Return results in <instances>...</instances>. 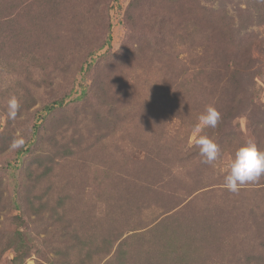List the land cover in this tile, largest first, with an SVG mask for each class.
<instances>
[{"label":"rangeland","instance_id":"374dc122","mask_svg":"<svg viewBox=\"0 0 264 264\" xmlns=\"http://www.w3.org/2000/svg\"><path fill=\"white\" fill-rule=\"evenodd\" d=\"M61 1L0 0L7 23L28 4L0 28V133L4 106L34 97L0 153V264H264V176L235 193L223 182L240 145L264 150V0ZM64 9L82 14L74 35ZM51 88L75 126L49 152L31 127ZM209 105L221 120L197 130ZM201 135L220 148L212 165ZM46 198L81 214L86 238L24 203Z\"/></svg>","mask_w":264,"mask_h":264},{"label":"trees","instance_id":"16d2710c","mask_svg":"<svg viewBox=\"0 0 264 264\" xmlns=\"http://www.w3.org/2000/svg\"><path fill=\"white\" fill-rule=\"evenodd\" d=\"M44 2L48 3L47 4L48 8H51V9L60 10L63 7V3H62L61 0H48V1L43 0V3ZM35 4H37V3H35ZM27 5L28 4H23V7L26 8ZM47 5L46 4H37L38 7H41V6L45 7ZM25 8L20 10L21 11L20 14H22L24 12ZM20 14L19 15L17 14V16H15V17L13 16L14 20L12 22H14L16 20V17L19 18ZM40 15H41L42 19L45 18L42 13H39V16ZM54 15H56V14H51L49 17H47V19L49 20L50 17L52 18V16H54ZM61 15H62L61 16L62 17L61 21L63 23H66L67 25L71 24L72 29H75L74 32L72 33V35L76 34L77 31L82 29L83 23L81 21H79L75 17V16L81 17L82 14L74 15L73 12L71 14V13L67 12L64 9ZM36 19L40 20V18L38 16L36 17ZM12 22H8L7 23L6 19H4V17L2 16V17H0V28H7V25L12 23ZM16 23L18 25L17 21H16ZM8 27H9V25H8ZM18 27H19V25H18ZM4 38L6 39V40H4V42H6L7 44H11V42H13V40H14V36H12V38H9L8 36H4ZM20 40H22V38H20ZM46 41L48 42L49 45H51V44H56L55 42H57L58 40H54L51 37H47ZM105 43H104V45H105ZM3 44L6 45L5 43H3ZM143 50L145 51V48L143 46H140L137 50H133V52L131 54H128V55L129 56H133V57H137V54L141 53ZM125 53H127V52H125ZM166 68L168 69L169 65H167ZM68 79H69V77L66 78V75H65L64 78L62 79V80H65L63 84L68 82L69 81ZM26 95H29V93L27 92ZM46 96L49 99V101L47 103L45 102V105H44V109L46 110V112L43 115V117L37 123L33 124V126L31 128L33 129L34 135H36L35 142H36V138L38 137V135L40 133H42L44 131L46 132L47 146H48V149H49V152H50L51 149L55 148V146H57L59 144V141H58L59 139L60 140H64L65 136H63V134L67 130L68 126H69V129H70L72 126H75V125H74L73 122H71V120H68L65 116H62L60 111L57 112V110L62 109V100L56 98L55 91H54L53 88H51L46 93ZM28 100H29V104L28 105L24 104V106H23L22 102H21L22 103L21 105L16 103L17 106L15 107V109H13L11 107V105H9V104H6V106H4L5 108H4L3 111H4V114L6 116V125H5V127L3 129V131L0 133V153H3L5 151H7L9 148H11L12 147L11 143L16 141V139H18V137L15 136V128L13 126L16 125L17 129H19L20 125L22 124V119H23V118H21V113L24 112V111H25L24 113H26L27 110H29L33 106L32 103L34 102V97H30ZM19 108H20V110H19ZM13 112H14V114H12ZM154 119H156V118H153L152 120H154ZM69 131L72 132L73 130H69ZM73 135L74 134H72L71 136H73ZM158 136L161 137V132L158 134ZM31 147L34 148L33 151H31L33 160H32L31 166H29V165L26 166V176H27L28 182L31 183V184H34V183H37L39 180H37L36 178L35 179L32 178L33 177V172L35 170H33L30 167L35 166L36 169H37V166H36V162L38 160L37 157L40 156V155H38V149L36 148V144H32ZM63 147H65V146H63ZM63 147L59 146L56 149V151L64 149ZM68 151H69V149L67 150L66 153H68ZM55 155H56V153H54V158L56 157ZM46 159H47V157H46ZM148 160H149V162H152L154 160V157L149 156ZM53 163H54L53 160H48L47 159V164L48 165H55ZM50 170H51L50 168L46 169L47 173H43L42 176H40V178L47 177L50 174ZM121 180H122V178L119 179V180L115 179V181L117 183L119 181L121 182ZM135 180L136 179H131L130 181H128L126 183L128 185L135 186V184H136ZM117 186H119V183H118ZM24 203H25L26 206H29V207H32V208L36 207L38 212H39V214L43 213L44 216L48 215L50 218L53 217L54 211H55V215L63 218V220L66 221V225L64 226V232L65 233H66V231L70 230L67 233H74L76 238L78 236L86 238L85 234L82 235L83 231L81 232V228L79 230L77 228V226L80 223H83L82 219H79V218H82V216H81V214H78V212H77V214H74L75 217H78V218H74L71 215L67 216L69 211L64 214L63 210H58L57 208L54 209V207L52 205H50V201H49L48 198L45 199L44 205H43V202H42L41 204L39 203V205L34 206V203L32 201H28V200L26 202H24ZM54 222L55 221H53V223ZM92 228H91V230H92Z\"/></svg>","mask_w":264,"mask_h":264},{"label":"clouds","instance_id":"9594fccd","mask_svg":"<svg viewBox=\"0 0 264 264\" xmlns=\"http://www.w3.org/2000/svg\"><path fill=\"white\" fill-rule=\"evenodd\" d=\"M16 106V101L13 100L11 107L15 109ZM220 120L221 113L213 105H209L198 117L196 129L215 128ZM195 144L203 158V163L212 165L218 160L220 148L213 139L201 135L196 139ZM261 176H264V150H260L254 141L248 140L235 150L223 182L228 191L235 193L243 185L257 182Z\"/></svg>","mask_w":264,"mask_h":264}]
</instances>
